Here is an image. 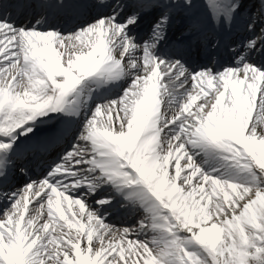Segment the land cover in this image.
Instances as JSON below:
<instances>
[{
	"label": "snow or ice",
	"instance_id": "obj_1",
	"mask_svg": "<svg viewBox=\"0 0 264 264\" xmlns=\"http://www.w3.org/2000/svg\"><path fill=\"white\" fill-rule=\"evenodd\" d=\"M0 264H264V0H0Z\"/></svg>",
	"mask_w": 264,
	"mask_h": 264
}]
</instances>
